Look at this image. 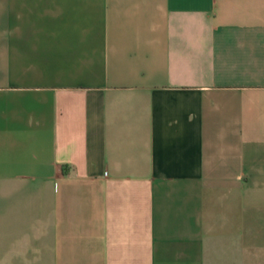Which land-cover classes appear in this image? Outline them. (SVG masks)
<instances>
[{
	"label": "crops",
	"instance_id": "1",
	"mask_svg": "<svg viewBox=\"0 0 264 264\" xmlns=\"http://www.w3.org/2000/svg\"><path fill=\"white\" fill-rule=\"evenodd\" d=\"M0 264H264V0H0Z\"/></svg>",
	"mask_w": 264,
	"mask_h": 264
}]
</instances>
